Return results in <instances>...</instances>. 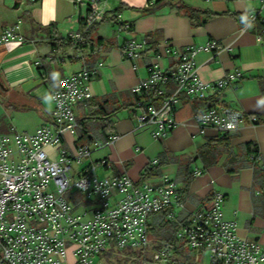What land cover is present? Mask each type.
<instances>
[{
  "label": "crops",
  "instance_id": "obj_1",
  "mask_svg": "<svg viewBox=\"0 0 264 264\" xmlns=\"http://www.w3.org/2000/svg\"><path fill=\"white\" fill-rule=\"evenodd\" d=\"M86 1L77 4L75 0H0V34L17 25L25 39L22 45L0 44V81L6 90L14 87L20 97L26 94L35 98L34 91L43 89L49 96L62 77L101 62L103 65L89 84L92 97L101 100L114 94L119 104L147 78L148 66L155 62L156 55H160L158 64L162 70L176 65L178 59L166 55L167 47L182 51L214 41L220 47L216 54L200 50L194 55L198 77L214 82L240 73V78L226 86L216 99L247 116L264 118V40L257 39V25L243 30L241 22V17L256 13L264 0H163L152 14L143 10L152 7L155 0H107L101 18L93 24L89 42L79 46V41L69 42L66 38L85 33L81 17L87 11ZM15 3L17 9L13 8ZM178 3L214 16L204 25L192 27L189 19L173 6ZM261 16L264 18V13ZM121 24L127 29L118 32ZM98 39L101 42L97 43ZM128 40L148 42L138 60L124 57L122 48ZM39 67L40 71L36 69ZM35 107L43 109L42 124L48 123L52 109L37 102ZM195 107V103L182 99L175 113L176 127L159 140L151 137L150 129H135L131 107L116 112L111 121L112 134L118 139L112 146L102 148L93 162L105 159L109 162V168L104 170L107 176L125 174L133 182H140L146 168L165 160L158 168L159 174L144 182L157 184L163 175L168 176L177 184L182 206H172L165 213L149 217L151 245L156 241L155 233L165 231L166 221H189L194 214L208 209L213 193L219 192L223 196V218L236 222L239 237L264 247V123L245 120L230 133L228 154L218 164L204 169L201 161L193 158L219 132H198ZM75 113L78 117L83 115L79 107ZM247 142L257 147L255 160L244 153L242 146ZM229 160L236 169L233 173L225 168ZM195 169L202 174L189 179ZM253 169L258 172L254 174ZM116 198L115 194L112 202Z\"/></svg>",
  "mask_w": 264,
  "mask_h": 264
},
{
  "label": "built area",
  "instance_id": "obj_2",
  "mask_svg": "<svg viewBox=\"0 0 264 264\" xmlns=\"http://www.w3.org/2000/svg\"><path fill=\"white\" fill-rule=\"evenodd\" d=\"M105 1H86L87 11L81 17L84 31L101 18ZM261 13L264 3L248 16L242 29L258 22L264 24V18L257 19ZM125 29L124 24L118 26V32ZM257 33L258 41L264 40V27ZM68 38L83 42V35ZM24 42L17 25L0 34V44ZM147 44L146 40L126 41L124 57L138 60ZM219 49L214 41L182 51L167 47L166 55L178 60L166 71L160 68V55H156L155 62L148 66L147 78L131 89L138 99L133 114L135 129H150L154 140L164 138L177 125L175 113L182 99L199 103L194 122L200 134L208 129L230 134L245 120L264 123V118L247 116L216 99L240 78V73L214 82L198 77L195 53L211 50L216 54ZM102 65L97 62L85 66L58 80L49 95L53 110L48 123L32 133L13 128L0 132V264H68L69 254L72 264H99L97 258L101 255L123 251L138 253L137 258L144 264L151 248L149 217L182 206L176 182L166 175L152 184L133 182L125 174H97V167L105 170L109 162H93L92 153L112 146L118 135L112 134L105 141L77 142L75 109L93 98L89 84ZM84 160L89 163L84 164ZM201 174L198 169L192 172L193 177ZM115 194L117 198L112 202ZM222 201V194L214 192L208 209L179 225L177 240L187 253L207 254L209 264H264V247L237 235L236 222L223 218ZM150 259L157 264H192L170 248L158 249Z\"/></svg>",
  "mask_w": 264,
  "mask_h": 264
},
{
  "label": "trees",
  "instance_id": "obj_3",
  "mask_svg": "<svg viewBox=\"0 0 264 264\" xmlns=\"http://www.w3.org/2000/svg\"><path fill=\"white\" fill-rule=\"evenodd\" d=\"M163 0H155L153 3V6L150 8H145L143 12L145 14H152L154 10L157 9V7L160 5V2ZM180 11L182 14H184L190 21V24L192 27H200L205 24V22L211 17L214 16L211 12L206 10H200L197 8L190 7L184 3H178L173 5ZM249 15L241 17V22L245 24L247 21ZM257 19H262V16L259 14L257 15ZM264 27V24L258 22L257 28L260 29ZM93 25L85 31L83 34V43L78 42L77 44L79 46H82L89 42V34L92 30ZM69 40V42L72 41L70 38H66ZM101 39L97 40L98 42ZM156 52V51H155ZM40 71V67L36 68ZM0 85L4 87L3 81H0ZM129 98L120 101L119 104L116 102V99L118 98L114 94H110L108 96H105L101 100H97L95 98L90 99L86 104L79 105L78 107L82 109L83 115L81 117H78L76 115L77 123H78V129L76 132L77 142H89V139L92 140H102L105 141L109 138V136L112 135L113 131V123L111 121V117L118 111L123 109L132 108L133 113L137 111L136 108V102L137 97L130 93L128 95ZM126 98V97H125ZM214 98H211V102L215 103L213 100ZM120 100V98H119ZM199 103H195V105H198ZM258 124V123H256ZM230 134L228 133H219L218 137H214L211 139H208L205 145L199 150L197 156H195L193 159H199L203 165L204 169H207L211 166H214L219 163L220 158L224 155H227L230 150ZM245 155L249 156L250 160L255 159V156L258 154V150L256 145L253 142H247L242 146ZM231 160V159H230ZM228 161L227 164H225L226 171L228 173H233L236 171L235 168H232L231 161ZM162 163L165 162L161 161ZM160 163L157 165L146 168V170L141 174V180L138 183L144 182L146 179L150 177L157 176L159 174L158 168L160 167ZM254 174L258 172L257 169H253ZM193 175L189 174V179L192 178ZM167 211V210H166ZM161 213H165L162 211ZM156 215V214H155ZM181 223L177 224L175 222L166 221V227L165 231L163 233H155L154 237L156 236V241L154 240V244L150 245L153 246L152 253L156 252L158 249L161 248H170L172 250H176V253L178 256L183 257L185 260H189L187 258V252L184 249L183 244L177 240L176 238V232L179 228V225ZM149 232V231H148ZM150 240V238H149ZM150 246V247H151ZM121 254H125L128 257H134L137 258L139 256L138 253L135 252H117ZM112 254H104L100 257H109ZM145 263H151V259H147L145 257L144 259ZM99 263V262H98Z\"/></svg>",
  "mask_w": 264,
  "mask_h": 264
},
{
  "label": "rangeland",
  "instance_id": "obj_4",
  "mask_svg": "<svg viewBox=\"0 0 264 264\" xmlns=\"http://www.w3.org/2000/svg\"><path fill=\"white\" fill-rule=\"evenodd\" d=\"M16 92L17 89L14 87H9L8 90H6L5 86L3 87L0 85V132H6L9 130V128H13L18 132H34L37 129V126L42 124V121L44 120L41 117L43 109L38 110L35 107V102H37L38 105L43 103L45 108H51L52 110L53 103L49 100L46 90L43 89L34 91V96H37L35 98L26 94L20 97ZM101 151L102 149L94 151L92 153L91 160H95ZM83 163L87 164L89 162L84 160ZM72 164L73 168L77 169L74 162ZM97 174L99 176H107L106 172L101 167H97ZM76 210L78 211V208ZM152 251L153 246H151L146 254L147 259L151 258ZM194 253L195 255H192L190 252L187 254V258H189L192 264H209V258L207 254ZM97 262H99V264H143L141 261H139V258H136L135 260L125 254L117 252H114L107 258L104 256L98 257ZM72 263L73 259H71L69 254L68 264Z\"/></svg>",
  "mask_w": 264,
  "mask_h": 264
},
{
  "label": "water",
  "instance_id": "obj_5",
  "mask_svg": "<svg viewBox=\"0 0 264 264\" xmlns=\"http://www.w3.org/2000/svg\"><path fill=\"white\" fill-rule=\"evenodd\" d=\"M13 8H14V9H17V8H18V3H15V4L13 5Z\"/></svg>",
  "mask_w": 264,
  "mask_h": 264
}]
</instances>
